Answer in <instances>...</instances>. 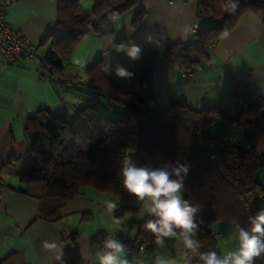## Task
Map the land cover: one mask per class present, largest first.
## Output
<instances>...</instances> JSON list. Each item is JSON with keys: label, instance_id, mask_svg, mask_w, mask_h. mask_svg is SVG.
Returning <instances> with one entry per match:
<instances>
[{"label": "crops", "instance_id": "0c3cea01", "mask_svg": "<svg viewBox=\"0 0 264 264\" xmlns=\"http://www.w3.org/2000/svg\"><path fill=\"white\" fill-rule=\"evenodd\" d=\"M78 2L81 10L90 15L92 1ZM138 10L143 14L139 23L133 25ZM56 11L57 0H16L5 10L7 23L30 41L34 56L10 62L0 52V264H99L96 253L100 251L103 235H112L122 242L133 239L136 226L133 228L131 224L126 229L122 222L114 223L113 213L106 210L105 201L117 203L112 193L100 192L90 185L82 186L59 208L58 219L46 221L38 217L40 202L47 192L46 183L22 179L34 161L30 151L33 135L27 129L30 117L47 109L53 115L65 114L71 123L86 106H93L99 113L101 109L110 111L112 102L95 95L94 89L88 86L87 70L98 60L104 73L117 85L129 84L128 79L115 76V66L119 63L131 71L132 60L126 51L117 53L114 45L128 46L131 41L142 49L148 37L159 41L158 54L147 74L148 108L164 109L170 100H181L196 109L210 107L239 117L241 105L232 94L235 82L247 85L264 101L262 11L256 16L241 18L232 31L211 45L207 58L198 68L184 77L175 63L165 59L162 47L166 42H193L198 28L211 25L212 20L200 15L196 0H137L135 7L102 21L95 31H90L77 43L64 62V72L85 85L68 87L57 86L39 67L50 45L48 34L53 33V38L61 34V30L55 28ZM74 58L80 59L84 66L74 64ZM248 120L243 116L239 123L232 124L218 119L205 131L243 147L253 146L262 154L264 124L250 127L244 124ZM256 178L264 191V169L257 172ZM63 229L72 234L67 241L61 238ZM213 233L218 255L235 250L238 242L234 225L218 224ZM46 243L55 247H45ZM165 244L164 248L155 242L142 245L139 255L129 249V264H153L157 254L174 264H189L188 253L182 254L183 243L166 239ZM255 264H264V256Z\"/></svg>", "mask_w": 264, "mask_h": 264}, {"label": "trees", "instance_id": "16d2710c", "mask_svg": "<svg viewBox=\"0 0 264 264\" xmlns=\"http://www.w3.org/2000/svg\"><path fill=\"white\" fill-rule=\"evenodd\" d=\"M90 15L85 14L78 0H57L56 29L60 36H51L50 45L40 59L41 73L57 86L85 85L69 78L64 72L69 56L81 40L99 24L136 6L137 0H91ZM229 0H196L203 18L212 24L198 28L194 41L188 43L166 42L162 49L169 62L180 71L198 65L207 58L212 41L232 31L246 15L264 12L262 0H239L234 14L225 10ZM143 14L138 10L133 17L137 25ZM46 41L43 40V42ZM157 39L146 42L140 59L131 62L135 76L131 83L120 86L103 71L100 61L87 70L95 95L122 107L120 120L104 117L93 106L81 108L69 123L65 114H51L39 110L27 120L32 132L30 151L34 156L31 169L22 179L41 180L47 192L40 202L38 217L54 221L60 217L59 208L90 185L100 192H110L117 197L118 210L113 217H122L131 210L132 196L122 187L119 176L120 161L129 154L137 166L163 167L176 163L190 165L185 177L183 198L198 205L197 221L203 220L198 239L201 251L216 250L213 225L224 222L240 227L248 226V217L261 209L264 191L256 175L264 169V153L258 154L253 146L243 147L206 133V128L218 119L237 124L243 116L244 124L257 127L264 124V101L243 83L235 82L232 94L241 105L239 117L230 116L218 109L189 106L181 100H170L164 109L146 106L148 94L147 74L158 54ZM147 214L136 221L133 239L123 242L141 247L153 243L154 236L142 225ZM72 234L70 235V237ZM189 264L196 259L188 253Z\"/></svg>", "mask_w": 264, "mask_h": 264}, {"label": "clouds", "instance_id": "9594fccd", "mask_svg": "<svg viewBox=\"0 0 264 264\" xmlns=\"http://www.w3.org/2000/svg\"><path fill=\"white\" fill-rule=\"evenodd\" d=\"M239 6V0H229L225 10L234 14ZM114 40V38H113ZM151 41V37H148ZM117 53L126 51L130 60L140 59L142 49L139 45L129 41L114 45ZM74 64L84 66L80 59L74 58ZM115 76L121 79H130L135 73L124 68L119 63L115 66ZM190 171V165L177 162L175 167L137 166L129 154H125L120 161L119 176L122 187L135 198V203L142 206L143 211L153 217L142 225L145 231L154 236L158 247L164 248L166 239H173L183 243L187 253L196 259V264H255V261L264 256V208L254 216L248 217V226L240 227L235 224L237 246L235 250L226 251L223 256L216 250L201 251L198 234L204 221H197L200 207L191 204L183 198L185 177ZM106 210L115 213L119 205L112 201H105ZM114 223L122 222L120 217H113ZM53 248L55 244H45ZM127 246L118 238L106 237L103 248L96 253L99 264H129ZM189 259V257H186ZM153 264H174V262L157 254Z\"/></svg>", "mask_w": 264, "mask_h": 264}, {"label": "built area", "instance_id": "2783aa9c", "mask_svg": "<svg viewBox=\"0 0 264 264\" xmlns=\"http://www.w3.org/2000/svg\"><path fill=\"white\" fill-rule=\"evenodd\" d=\"M16 0H0V52L6 61L16 62L23 58H31L34 56V48L30 41L22 36L15 28L10 26L5 19L6 8L14 3ZM200 15L202 13L199 11ZM195 29L197 25L193 26ZM215 41L211 42V45ZM198 68V65H193L189 69L182 71V76H188ZM131 78L128 79L130 82ZM61 238L67 241L71 235L68 229H63ZM113 237L112 235L105 234L99 243V249L103 248V242L106 237ZM131 251L139 255L141 247L131 246Z\"/></svg>", "mask_w": 264, "mask_h": 264}, {"label": "rangeland", "instance_id": "374dc122", "mask_svg": "<svg viewBox=\"0 0 264 264\" xmlns=\"http://www.w3.org/2000/svg\"><path fill=\"white\" fill-rule=\"evenodd\" d=\"M132 79V78H131ZM131 83V80L130 82ZM100 113L106 117L107 119H110V120H120L122 118V115H121V106L118 105L117 103L115 102H112V108L110 111H107L106 109H101L100 110ZM228 142H233L231 139H229ZM261 206L264 208V201L261 202ZM130 207H131V210H129L128 212L125 213L124 217H123V220H122V223L125 224V227L126 229L129 228V225L132 224L133 228H135L136 226V220L133 221V219L135 217H141L143 215H145L146 213L143 211L142 209V206L140 204H137L135 203V198L132 196V201L130 203ZM134 211V212H133ZM133 222V223H132ZM226 224L224 222H220V223H216L213 225V228H216L218 224ZM217 230V229H216ZM176 241V240H175ZM180 242V241H179ZM182 243V242H180ZM183 246H181L182 248ZM185 248L183 249L182 251V254L184 255V251ZM189 261V260H188ZM199 264H203V262H199Z\"/></svg>", "mask_w": 264, "mask_h": 264}]
</instances>
